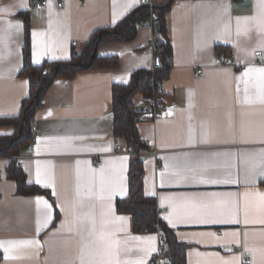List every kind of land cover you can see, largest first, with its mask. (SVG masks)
Segmentation results:
<instances>
[{
	"label": "crops",
	"instance_id": "0c3cea01",
	"mask_svg": "<svg viewBox=\"0 0 264 264\" xmlns=\"http://www.w3.org/2000/svg\"><path fill=\"white\" fill-rule=\"evenodd\" d=\"M40 1L0 0V118L18 115L29 95L28 79L19 76L26 23L31 63L41 66L69 61L97 30L112 28L144 3L45 0L42 8ZM148 4L169 6L164 16L172 62L159 86L163 114L136 124L143 144L158 151L156 159L141 156L144 195L154 199L176 240L188 246L186 264H264V178L253 171L264 156V103L251 85L245 102V84L237 80L248 67H264L258 0ZM149 20L138 24L131 40L99 46L96 56H115L118 67L58 78L46 91L33 138L18 157L26 182L46 189L50 198L16 193V182L7 177L10 159L0 157V264H81L82 250L86 258L96 253L102 230L121 241V260L160 264L159 233H134L131 216L117 213L115 205L128 196L131 155L114 145L111 89L127 85L133 71L156 67L158 37L146 26ZM223 50H231L232 59L219 65L216 56ZM197 71L203 76L196 77ZM12 132L0 126V135ZM98 158L101 167L94 166ZM193 204L200 209L190 211Z\"/></svg>",
	"mask_w": 264,
	"mask_h": 264
},
{
	"label": "trees",
	"instance_id": "16d2710c",
	"mask_svg": "<svg viewBox=\"0 0 264 264\" xmlns=\"http://www.w3.org/2000/svg\"><path fill=\"white\" fill-rule=\"evenodd\" d=\"M168 5L149 9L148 2H144L139 8L131 11L121 22L112 28L99 29L83 46V50L74 53L69 61L42 62L41 66L31 63L30 35L28 23L25 25V42L23 46V67L19 76L28 79L29 95L21 102L18 115L12 118H0V126L13 128L10 135H0V157L9 158L7 177L17 184L16 193L21 195H46L50 193L34 184H28L24 172L18 165L17 158L20 148L29 144L35 130V116L42 109L43 98L49 87L58 78L70 79L78 72L84 70H111L118 67L117 57L100 58L96 56L99 46L113 41H126L134 38L136 27L142 21L150 18L153 13L157 16L155 33L158 37L156 44L161 47L158 51L160 59L153 71L142 69L133 71L127 85L114 84L112 86V115L114 118L113 131L115 136L123 137L130 147L136 151H145L149 147L144 145L137 132L136 124L149 116H141V100L146 96H157L154 87L169 75L171 68V44L167 39L165 30V12ZM160 26V32L156 27ZM159 102V100H158ZM128 170V196L118 199L115 203L116 212L128 214L133 220V232L148 234L157 232L161 238V246L164 247L162 256L167 257L169 264H186L185 254L188 246L176 240L174 232L158 217V211L153 198L144 195L143 186V161L141 156H131Z\"/></svg>",
	"mask_w": 264,
	"mask_h": 264
},
{
	"label": "snow or ice",
	"instance_id": "6c2138e0",
	"mask_svg": "<svg viewBox=\"0 0 264 264\" xmlns=\"http://www.w3.org/2000/svg\"><path fill=\"white\" fill-rule=\"evenodd\" d=\"M23 7H26V5H22ZM258 7L261 10V13L264 14V0H258ZM255 19V17L251 18ZM237 27H238V34H239V25H240V18H237ZM11 27V25H10ZM17 28L21 27V25L17 24ZM37 34L34 32L33 37L35 38ZM35 44V39H34ZM36 54L34 53V56ZM238 82L242 81L245 84L244 92H245V102H248L250 99L249 95V85H251V88L254 90L255 98L259 100L260 103H264V67H248L244 70V72L241 74L240 77H237ZM239 87L237 88V92H239ZM79 163V162H78ZM166 167H168L166 165ZM191 170V169H190ZM102 171V170H101ZM254 174L257 176H260L264 178V156H261L259 167L253 169ZM40 182V173L39 170L37 171V183ZM202 182H209V181H202ZM215 182V181H210ZM261 199H264V196L261 197ZM44 203L45 206H47L46 201H41L39 198L37 199V204ZM200 209L199 205L193 204L191 206L190 211H198ZM117 219L123 220V217H118ZM165 219H169L168 217H165ZM171 223V220H169ZM199 222L202 223H210L213 222L210 219H201ZM104 224H107V221L103 222ZM39 232V227L37 229ZM92 234H95V225L93 222V229ZM113 233L108 231H101L97 237L98 244L96 245V253L94 255L89 256L86 258L83 254L81 255V264H145L144 260H137V261H123L120 259V244L121 241L118 239L113 238ZM18 243L21 244H31L32 241H20ZM2 246V244H0ZM5 252L8 251L7 248L4 249ZM8 258V257H6Z\"/></svg>",
	"mask_w": 264,
	"mask_h": 264
},
{
	"label": "built area",
	"instance_id": "2783aa9c",
	"mask_svg": "<svg viewBox=\"0 0 264 264\" xmlns=\"http://www.w3.org/2000/svg\"><path fill=\"white\" fill-rule=\"evenodd\" d=\"M143 1L148 2V0H143ZM180 2H181V0H172L173 5H178V4H180ZM40 5L42 8H45L46 7V1L41 0ZM149 9H150V11L153 10V6L151 4H149ZM156 21H157V16L155 14L151 13L150 14V20L148 22V26H150V28L154 31H155ZM154 45L156 46L157 51L161 50V47L159 45H157L156 42ZM216 57H217V63L219 65H226V64H228L229 60L232 59V52H231V50L219 51L217 53ZM195 76L200 78L201 76H203V72L197 71ZM153 88H154V91L156 93L160 89L159 86H157V87L153 86ZM140 108H141V116H149L151 118H156V117L160 116L161 114H163V108H162L161 104L158 102L156 95L143 97V99L141 100ZM34 136H35V139H39V135L35 134ZM114 145L116 147V151L120 154H123V155L143 156V155H145V153H150V154H153L155 159L158 155V151L156 150V148L154 146H150L145 151H136L133 147H131V146L129 147L127 145L125 139L123 137H120V136H115ZM17 162H18V165H20V167H23V161L19 157L17 158ZM93 162H94L95 167H101L103 165L102 158L95 159ZM162 169H163V165H161V164L158 165V171H160ZM163 250H164V247L160 245L159 251L157 253V261L160 264H169L167 257L162 256ZM250 260L251 259H248L247 262L250 263Z\"/></svg>",
	"mask_w": 264,
	"mask_h": 264
},
{
	"label": "water",
	"instance_id": "95a60500",
	"mask_svg": "<svg viewBox=\"0 0 264 264\" xmlns=\"http://www.w3.org/2000/svg\"><path fill=\"white\" fill-rule=\"evenodd\" d=\"M146 26H148V23H146ZM156 30H157V32H160V31H161V30H160V26H157V27H156ZM155 59H156V60H155V66H157V65H159V63H160V59H159L158 56H156Z\"/></svg>",
	"mask_w": 264,
	"mask_h": 264
}]
</instances>
